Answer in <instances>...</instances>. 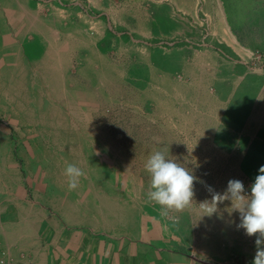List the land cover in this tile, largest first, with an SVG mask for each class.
<instances>
[{"label":"crops","instance_id":"crops-1","mask_svg":"<svg viewBox=\"0 0 264 264\" xmlns=\"http://www.w3.org/2000/svg\"><path fill=\"white\" fill-rule=\"evenodd\" d=\"M115 6L0 0V258L252 264L255 235L224 238L197 205L264 165V0ZM155 151L214 195L165 214L147 195ZM68 164L84 172L71 191Z\"/></svg>","mask_w":264,"mask_h":264},{"label":"clouds","instance_id":"clouds-1","mask_svg":"<svg viewBox=\"0 0 264 264\" xmlns=\"http://www.w3.org/2000/svg\"><path fill=\"white\" fill-rule=\"evenodd\" d=\"M145 168L150 174V190L148 201L155 202L167 210H184L192 202L193 182L197 177L192 170L166 155L163 151L152 153L145 163ZM68 177V189H76L80 178L84 176L83 170L75 164H68L65 168ZM226 193L232 200L231 211L240 213L238 228L244 229L246 235L256 236L254 241L256 253L252 264H264V165L260 166L250 191L246 190L242 181L230 180ZM225 197H216L211 203L204 201L207 211L211 216L217 210V201Z\"/></svg>","mask_w":264,"mask_h":264},{"label":"rangeland","instance_id":"rangeland-1","mask_svg":"<svg viewBox=\"0 0 264 264\" xmlns=\"http://www.w3.org/2000/svg\"><path fill=\"white\" fill-rule=\"evenodd\" d=\"M118 3V0H112V6H115V4ZM99 10V9H98ZM96 10V15L98 14V12H100L101 10ZM98 16V15H97ZM207 22V21H206ZM229 145H224V150H230ZM255 150H252L254 152H258L260 155L262 153V146L261 145H256ZM239 151H246L245 149V145H239ZM241 162V161H240ZM244 167L245 169H240V173L238 174L237 180H240L244 183L246 190L250 191V186L252 185V183L255 180L256 175L258 174V170L262 164V160H248V161H243ZM247 168V170H246ZM218 195V197L220 196H224L225 198L223 200H219V203L217 205V210L216 212L219 213L222 218V228H223V236L224 238H226L227 234L230 233L231 231H235L238 230L239 232V238L242 239L243 241H245V231L242 228H238L237 225L240 223V213L238 211H231L232 209V200L228 197H230V194H227L226 192H222V193H215ZM194 195H198V196H204L207 198V196L210 195H214L213 193L210 192H197V193H193ZM205 198V199H206ZM197 209H203L205 211H207V209L205 207L202 206H198L197 205ZM214 214V213H213ZM256 238V236H255Z\"/></svg>","mask_w":264,"mask_h":264},{"label":"built area","instance_id":"built-area-1","mask_svg":"<svg viewBox=\"0 0 264 264\" xmlns=\"http://www.w3.org/2000/svg\"><path fill=\"white\" fill-rule=\"evenodd\" d=\"M0 264H9L8 261H6V257H1L0 258Z\"/></svg>","mask_w":264,"mask_h":264}]
</instances>
